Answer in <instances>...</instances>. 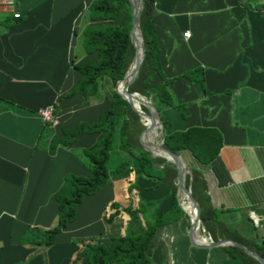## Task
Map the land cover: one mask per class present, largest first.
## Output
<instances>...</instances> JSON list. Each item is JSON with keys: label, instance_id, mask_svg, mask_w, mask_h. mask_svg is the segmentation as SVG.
I'll return each mask as SVG.
<instances>
[{"label": "crops", "instance_id": "0c3cea01", "mask_svg": "<svg viewBox=\"0 0 264 264\" xmlns=\"http://www.w3.org/2000/svg\"><path fill=\"white\" fill-rule=\"evenodd\" d=\"M89 1L15 0L18 19L0 11V97L14 102L12 109H0V264H69L79 248L77 237L107 233L102 216L112 200L121 206L139 200L152 218L170 206L172 193L164 183L134 172L122 180L109 177L94 192L83 194L75 216L53 234L44 251L24 261L35 247L19 242L23 229L54 222V193L63 173L85 172L69 150L89 146L97 132H83L66 145L58 143L53 153L46 150L50 134L71 128L80 118L95 120L108 105L104 86L87 100L80 93L61 96L80 76L69 62L96 56L95 49H83L82 29L105 19L89 17ZM241 1L245 3L153 1L151 29L171 97V103L158 102V111L163 134L198 128L201 138L196 141L204 147L201 158L186 148L177 153L203 179L213 222L223 230L218 234L239 236L245 246L264 253L256 245L264 234L249 215L264 213V0ZM57 97L59 108L51 110L56 124L51 126L39 110L53 106ZM78 158L85 162L81 155ZM125 178L132 182L130 187ZM178 206L181 210L155 226L146 246L147 264L227 263L230 256L221 245L192 242L188 215ZM100 240L112 241L106 235ZM77 264L89 262L81 257Z\"/></svg>", "mask_w": 264, "mask_h": 264}, {"label": "trees", "instance_id": "16d2710c", "mask_svg": "<svg viewBox=\"0 0 264 264\" xmlns=\"http://www.w3.org/2000/svg\"><path fill=\"white\" fill-rule=\"evenodd\" d=\"M153 1L142 0L139 30L144 55L136 75L127 85V90H136L148 97L158 110V102L171 103V97L166 87L169 79L165 77L160 68L155 34L151 29ZM237 2L245 3L241 0H237ZM88 15L91 19L98 17L105 19L98 23H88L82 29L81 44L83 49L86 52L95 49L96 56L94 59L84 58L76 62L72 60L69 62L80 72V76L75 84L69 90L64 91L61 96L69 97L80 93L87 100L100 87L104 86V95L108 98V105L99 112L95 120L80 118L71 128L62 127L59 134L54 133L50 136L46 150L53 153L58 143L66 145L83 132H97L94 142L89 146H83L79 150H69V155L82 165L85 172L66 171L63 173L62 182L54 193L58 207L54 222L48 227L26 225L19 237V242L28 247H35L25 256L24 261L29 260L34 252L44 251L52 243L53 234L64 229L66 223L75 216V208L84 193L94 192L111 175L112 178H119L134 172L154 180L156 183H164L170 188L172 196L169 208L163 214L152 218L150 214L149 217L147 216L146 206L139 200L134 202L130 199L122 206L117 201H110L108 203L110 209L104 210L102 216L103 223L107 225V233L77 237L75 240L78 242L79 248L75 251L69 264H77L81 257H86L89 264H147L146 246L154 233L155 226L166 215H175L177 211L181 210L175 196L176 169L172 163L164 162L163 157H153L141 146L140 132L143 125L138 119V114L113 87L116 79L122 77L127 70L133 54V45L128 35L131 19L128 1L90 0ZM2 21L6 26L9 24L8 17ZM60 97L52 101L53 111L59 108ZM13 106L14 102L0 97V109H12ZM141 109L146 112L143 105H141ZM43 124L45 123L43 122ZM149 135L150 129H147L148 139ZM200 138L198 128L187 127L184 130L163 134L162 145L173 152L186 148L194 157L200 159L204 152V147L196 141ZM115 139H117V146L129 154L130 160H121L113 170L108 171L106 160L112 140ZM79 154L85 162L80 161ZM156 162L164 163L158 165ZM189 176L191 194L199 205V218L211 238L216 239L218 236L224 235L243 242L241 237L233 234H218L223 230L219 229L221 224L213 222L215 220L214 209L209 208L207 197L202 188L203 179L197 169L190 168L189 173L185 175L186 185ZM125 179L126 185L130 187L132 182ZM123 211H126L129 216L124 224L123 232H108L109 227ZM142 215L147 217L143 218ZM116 225L121 226V221ZM104 235L109 236L112 241L105 244L100 240ZM256 245L264 248L260 242L256 241ZM249 247L264 257V253L259 251L258 247ZM220 248L230 256L229 261L225 264H260L235 245H221Z\"/></svg>", "mask_w": 264, "mask_h": 264}, {"label": "water", "instance_id": "95a60500", "mask_svg": "<svg viewBox=\"0 0 264 264\" xmlns=\"http://www.w3.org/2000/svg\"><path fill=\"white\" fill-rule=\"evenodd\" d=\"M131 10L130 27L128 35L133 45V54L129 61L130 68L124 72L123 76L116 79L114 83V89L125 98L131 107L138 114L139 121L143 124V128L140 132V144L145 148L151 156H161L166 161L173 163L176 169L175 179V196L176 202L180 205L189 218V230L188 234L193 243L201 246H218L231 244L241 248L246 254L254 258L260 264H264V257L254 252L243 243L227 237H218L216 239L206 238L205 229L199 218V205L191 194L189 187L190 176L188 177V183L185 184V175L189 173L190 169L187 168L177 152H173L162 145L163 141V130L161 127V120L159 111L151 103L149 98H146L143 94L136 90H127V85L131 82L137 73L138 67L144 55V48L142 37L139 30V16L142 8V0H127ZM123 86V87H121ZM139 96L141 98H139ZM143 98V99H142ZM137 104H136V103ZM141 105L146 108V112L141 109ZM154 128L161 132V139L157 142H153L147 138V129ZM157 151V152H155ZM185 193L186 200L192 208L191 213L185 208L183 203L180 201V195ZM260 244L264 245V237L260 239Z\"/></svg>", "mask_w": 264, "mask_h": 264}, {"label": "rangeland", "instance_id": "374dc122", "mask_svg": "<svg viewBox=\"0 0 264 264\" xmlns=\"http://www.w3.org/2000/svg\"><path fill=\"white\" fill-rule=\"evenodd\" d=\"M114 87V86H113ZM146 97V96H145ZM146 98H148V97H146ZM53 108V106H50V109H52ZM42 109V108H41ZM40 109V110H41ZM40 110H39V112H40ZM41 114V113H40ZM46 122V121H45ZM142 124V123H141ZM49 125H51V124H49ZM143 125V124H142ZM52 126V125H51ZM162 127V126H161ZM157 130V132H158V141L161 139V136H160V134H161V132L160 131H158L159 129L157 128L156 129ZM52 134H54V133H51L50 134V136L52 135ZM115 141L114 140H112V144H111V147L109 148V151H108V158H107V160H106V167H107V170L109 171V170H113L114 168H115V165L119 162V161H121V160H124V159H126V160H130V156H129V154L123 149V148H121V147H117L116 145H115V143H114ZM79 155H81V154H79ZM167 162H169V161H167ZM169 163H171V162H169ZM128 175H130V173L128 174ZM110 178L112 179V175L110 176ZM113 179H117V178H113ZM119 179H123L122 177H119ZM181 201V200H180ZM183 203V202H182ZM187 203V202H186ZM145 212L148 214L147 216L149 217V214L151 213V211H150V213H149V210L148 209H146L145 210ZM127 215H128V213L126 212V211H123L120 215H118L117 216V219H116V221L112 224V226L111 227H109V231L108 232H114V233H117V232H123V228H124V222H123V224L120 226H117L116 224L118 223V222H120L121 221V223H122V221H123V218H125V217H127ZM146 215H142V217L144 218V217H147ZM125 220V219H124ZM118 230V231H117Z\"/></svg>", "mask_w": 264, "mask_h": 264}, {"label": "built area", "instance_id": "2783aa9c", "mask_svg": "<svg viewBox=\"0 0 264 264\" xmlns=\"http://www.w3.org/2000/svg\"><path fill=\"white\" fill-rule=\"evenodd\" d=\"M0 11L10 13L11 18L18 19L20 17V11L17 9L15 0H0ZM183 35H187L188 31H183ZM50 106H45L40 110L41 117L44 121L49 122L51 125L56 124V119L52 115ZM249 215L252 218L254 226L256 228L262 229L264 234V213L256 215L253 212H249ZM262 221V222H261Z\"/></svg>", "mask_w": 264, "mask_h": 264}, {"label": "bare ground", "instance_id": "6f19581e", "mask_svg": "<svg viewBox=\"0 0 264 264\" xmlns=\"http://www.w3.org/2000/svg\"><path fill=\"white\" fill-rule=\"evenodd\" d=\"M130 68V64L128 65V69ZM121 87H123V86H121ZM139 98H141L140 96H139ZM143 99V98H142ZM136 103V102H135ZM137 104V103H136ZM158 132H157V130H154V128L152 127V128H150V139L149 140H151V141H153V142H157L158 141ZM154 138H156V139H154ZM155 152H157V151H155ZM180 200H181V202H183V205L185 206V208L186 209H188L191 213L193 212V210H192V208L190 207V205H189V203L187 202V200H186V196H185V193H183L182 195H180ZM187 202V203H186Z\"/></svg>", "mask_w": 264, "mask_h": 264}, {"label": "clouds", "instance_id": "9594fccd", "mask_svg": "<svg viewBox=\"0 0 264 264\" xmlns=\"http://www.w3.org/2000/svg\"><path fill=\"white\" fill-rule=\"evenodd\" d=\"M173 164V163H172ZM205 235H206V238H210V239H212L210 236H209V234H207V232H206V230H205ZM263 237H264V235H263ZM262 237V238H263ZM237 241V240H236ZM260 241V240H259ZM226 245H228V244H226ZM252 250V249H251Z\"/></svg>", "mask_w": 264, "mask_h": 264}]
</instances>
